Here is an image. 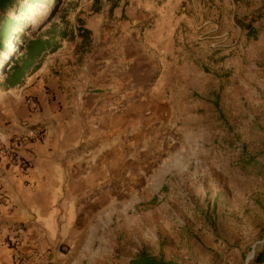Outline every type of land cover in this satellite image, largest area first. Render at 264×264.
I'll return each mask as SVG.
<instances>
[{"label": "rangeland", "instance_id": "rangeland-1", "mask_svg": "<svg viewBox=\"0 0 264 264\" xmlns=\"http://www.w3.org/2000/svg\"><path fill=\"white\" fill-rule=\"evenodd\" d=\"M52 8L66 10L62 25ZM33 14V25L55 18L57 48L0 92L2 123L70 116L60 85L72 55L137 90L98 114L115 143L103 191L84 194L77 215L62 203L48 264H129L141 250L175 264L251 263L264 246V0H44ZM95 41L117 45L97 58ZM35 86L38 97L26 92Z\"/></svg>", "mask_w": 264, "mask_h": 264}, {"label": "crops", "instance_id": "crops-1", "mask_svg": "<svg viewBox=\"0 0 264 264\" xmlns=\"http://www.w3.org/2000/svg\"><path fill=\"white\" fill-rule=\"evenodd\" d=\"M93 45H97L96 55L101 58L104 49L114 48L117 44L95 41ZM71 59L69 79L60 85L62 89L65 87V100L72 99L63 107V113L68 112L70 116L63 117L59 108L61 111L54 113L56 118L39 124L46 126L45 138L20 152L24 159L30 161V169L26 173L0 159V264H13L15 249L7 247L4 241L6 227L11 226L24 229L23 243L18 250L27 252L37 243L40 264L57 259L59 247L54 249L48 243L57 210L62 203H72L77 215L84 194L103 191L104 153H113L115 143L104 141L103 130L98 129L101 124L98 114L119 110L120 96H136L137 90L128 87L129 79L124 82L115 76L113 66L80 65L73 55ZM104 73L109 75L105 77ZM37 88L35 86L26 92L38 97L42 89L41 86ZM6 95H2L0 100ZM16 102L21 106V97L17 96ZM52 108L55 111L56 108ZM23 132L14 124L5 125L0 121L2 136L8 138Z\"/></svg>", "mask_w": 264, "mask_h": 264}, {"label": "trees", "instance_id": "trees-1", "mask_svg": "<svg viewBox=\"0 0 264 264\" xmlns=\"http://www.w3.org/2000/svg\"><path fill=\"white\" fill-rule=\"evenodd\" d=\"M43 3L44 0H0V92L21 85L26 77L40 68L43 57L54 53L57 48L52 34L56 30L53 21L61 17L62 25L67 12L63 8H52L54 20L45 24L37 18L33 25V10ZM129 264L175 263L141 250ZM249 264H264V246Z\"/></svg>", "mask_w": 264, "mask_h": 264}, {"label": "built area", "instance_id": "built-area-1", "mask_svg": "<svg viewBox=\"0 0 264 264\" xmlns=\"http://www.w3.org/2000/svg\"><path fill=\"white\" fill-rule=\"evenodd\" d=\"M29 108L37 110V106L32 100H28ZM46 136L45 126H28L22 134L11 137L0 135V159L4 160L8 166L17 168L23 174L30 169V161L21 155V149H26L33 142H41ZM2 192L0 188V199ZM5 244L14 248L12 255L13 264H40L38 244H33L27 252L18 250L23 243L24 229L21 226L6 227L4 232Z\"/></svg>", "mask_w": 264, "mask_h": 264}, {"label": "bare ground", "instance_id": "bare-ground-1", "mask_svg": "<svg viewBox=\"0 0 264 264\" xmlns=\"http://www.w3.org/2000/svg\"><path fill=\"white\" fill-rule=\"evenodd\" d=\"M209 28V27H208ZM207 44V43H206ZM92 223V222H91ZM97 225H99L98 223H96ZM110 225V224H109ZM96 227V226H95ZM112 230V229H111Z\"/></svg>", "mask_w": 264, "mask_h": 264}]
</instances>
